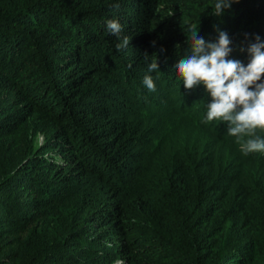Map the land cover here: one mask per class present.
Returning a JSON list of instances; mask_svg holds the SVG:
<instances>
[{
  "label": "trees",
  "instance_id": "obj_1",
  "mask_svg": "<svg viewBox=\"0 0 264 264\" xmlns=\"http://www.w3.org/2000/svg\"><path fill=\"white\" fill-rule=\"evenodd\" d=\"M215 3L0 0V264H264V152L176 72L194 25L264 42V0Z\"/></svg>",
  "mask_w": 264,
  "mask_h": 264
},
{
  "label": "clouds",
  "instance_id": "obj_2",
  "mask_svg": "<svg viewBox=\"0 0 264 264\" xmlns=\"http://www.w3.org/2000/svg\"><path fill=\"white\" fill-rule=\"evenodd\" d=\"M233 3H239V0H216L213 15H223ZM106 26L112 35L118 37L123 30L118 20H109ZM187 38L192 54L178 62L176 72L182 78L185 89L192 90L203 84L211 96L204 122H226L230 136L238 140L247 136L241 145L245 155L264 152V138L255 132L256 129H264V42H261L260 36L256 35L255 42L247 48L250 56L247 65L228 59L232 41L225 31L218 30L217 40L206 42L198 35V27L194 25ZM129 43V38L125 36L122 43L116 45L117 51ZM158 67L154 58L148 71L155 72ZM143 83L149 91H155L151 76H145Z\"/></svg>",
  "mask_w": 264,
  "mask_h": 264
},
{
  "label": "rangeland",
  "instance_id": "obj_3",
  "mask_svg": "<svg viewBox=\"0 0 264 264\" xmlns=\"http://www.w3.org/2000/svg\"><path fill=\"white\" fill-rule=\"evenodd\" d=\"M39 142H42V138H41V137H39L38 143H39Z\"/></svg>",
  "mask_w": 264,
  "mask_h": 264
}]
</instances>
